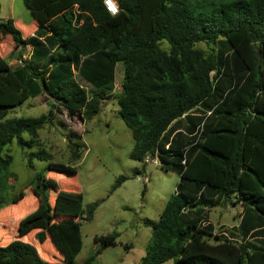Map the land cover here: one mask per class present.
I'll list each match as a JSON object with an SVG mask.
<instances>
[{
  "label": "trees",
  "instance_id": "trees-1",
  "mask_svg": "<svg viewBox=\"0 0 264 264\" xmlns=\"http://www.w3.org/2000/svg\"><path fill=\"white\" fill-rule=\"evenodd\" d=\"M114 1L117 11L110 13L102 0H22L33 18L27 34L15 20H0V39L9 35L8 54L16 49L20 60L10 66L0 55V179L12 139L30 145L56 113L82 121L98 111L102 97L112 96L133 139L128 156L141 162L156 157L161 168L178 174L157 218L144 220L150 237L138 264H264V0ZM199 41L210 49L197 47ZM117 61L122 75L112 94ZM39 95L47 98L45 113L2 118ZM31 154L50 158L43 149ZM68 165L48 160L46 168ZM33 179L39 211L16 222L0 213V264L73 259L72 252L60 258L22 240L31 229L37 242L46 238L53 222L47 187L81 200L80 192L58 189L41 171ZM226 200L242 205L237 240L202 222L210 206ZM93 207L80 208L78 218L89 217ZM75 220L59 217L56 224ZM115 237L93 234L98 246L83 262L119 242Z\"/></svg>",
  "mask_w": 264,
  "mask_h": 264
},
{
  "label": "rangeland",
  "instance_id": "rangeland-1",
  "mask_svg": "<svg viewBox=\"0 0 264 264\" xmlns=\"http://www.w3.org/2000/svg\"><path fill=\"white\" fill-rule=\"evenodd\" d=\"M5 18L15 20L24 34L28 33L33 21L22 0H0V20ZM9 43V35L0 39V55L10 66H14L20 63L19 57L16 49L8 54ZM195 45L205 52L210 49L202 41ZM27 52L28 46L21 57H25ZM121 75L122 65L117 61L113 66L112 94L118 91ZM76 78L86 89L89 87L77 75ZM47 108L45 96H28L10 108L2 118L20 115L36 117L45 113ZM116 108L114 98L109 96L102 97L98 111L82 121L76 117L68 118L64 111L56 113L57 116H51L37 129L35 140L30 145L18 146L12 139L3 151L11 156L5 177L0 179V213L4 219L16 222L39 211L37 197L31 190L36 171L54 178L58 189L80 192L81 200L75 202L57 195L53 187H47L45 194L53 208V222L46 238L42 243L37 242L34 237L36 229L29 230L22 237V240L36 244L39 250L52 251L60 258L72 252L73 259L65 264H138L150 237V225L144 220L157 218L178 180V174L172 169H163L158 163L149 160L141 162L128 156L133 139ZM22 135L28 138L26 132ZM39 149L49 153L48 160L66 163L69 167L62 171L46 168L47 159L31 154ZM72 150L77 152L76 158ZM134 168L137 173L132 175ZM17 194H20L19 198L8 203ZM93 202L91 215L78 218L79 209ZM241 209L239 203L231 204L226 200L222 204L218 201L207 209V217L202 222H209L214 232L237 240L239 233L236 227ZM59 217L76 220L71 225L57 227L56 219ZM9 227L12 231L14 224L10 223ZM105 233L115 234L119 242L104 247L89 263H84L83 260L98 246V242L93 241V234ZM124 242L130 247L125 249L122 246ZM161 264L173 262L168 260Z\"/></svg>",
  "mask_w": 264,
  "mask_h": 264
},
{
  "label": "built area",
  "instance_id": "built-area-1",
  "mask_svg": "<svg viewBox=\"0 0 264 264\" xmlns=\"http://www.w3.org/2000/svg\"><path fill=\"white\" fill-rule=\"evenodd\" d=\"M103 4L105 5L106 9L110 12V13H114L112 11L113 6H115V9L117 11V6H116V2L114 0H102ZM115 11V12H116ZM18 62H20V60L18 59ZM143 160L145 161H151L153 163H158V160L156 157H149L148 155H146Z\"/></svg>",
  "mask_w": 264,
  "mask_h": 264
},
{
  "label": "water",
  "instance_id": "water-1",
  "mask_svg": "<svg viewBox=\"0 0 264 264\" xmlns=\"http://www.w3.org/2000/svg\"><path fill=\"white\" fill-rule=\"evenodd\" d=\"M256 56H257V62H258L260 60V56L257 52H256Z\"/></svg>",
  "mask_w": 264,
  "mask_h": 264
},
{
  "label": "clouds",
  "instance_id": "clouds-1",
  "mask_svg": "<svg viewBox=\"0 0 264 264\" xmlns=\"http://www.w3.org/2000/svg\"><path fill=\"white\" fill-rule=\"evenodd\" d=\"M112 11L115 13V11H116L115 6H113Z\"/></svg>",
  "mask_w": 264,
  "mask_h": 264
}]
</instances>
